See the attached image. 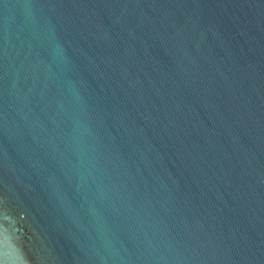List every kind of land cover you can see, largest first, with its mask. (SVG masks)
Wrapping results in <instances>:
<instances>
[{
    "label": "water",
    "instance_id": "obj_1",
    "mask_svg": "<svg viewBox=\"0 0 264 264\" xmlns=\"http://www.w3.org/2000/svg\"><path fill=\"white\" fill-rule=\"evenodd\" d=\"M0 264H264V0H0Z\"/></svg>",
    "mask_w": 264,
    "mask_h": 264
}]
</instances>
